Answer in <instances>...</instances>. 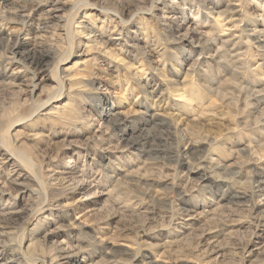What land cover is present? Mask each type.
I'll use <instances>...</instances> for the list:
<instances>
[{
	"label": "rangeland",
	"instance_id": "rangeland-1",
	"mask_svg": "<svg viewBox=\"0 0 264 264\" xmlns=\"http://www.w3.org/2000/svg\"><path fill=\"white\" fill-rule=\"evenodd\" d=\"M0 264H264V0H0Z\"/></svg>",
	"mask_w": 264,
	"mask_h": 264
},
{
	"label": "bare ground",
	"instance_id": "bare-ground-1",
	"mask_svg": "<svg viewBox=\"0 0 264 264\" xmlns=\"http://www.w3.org/2000/svg\"><path fill=\"white\" fill-rule=\"evenodd\" d=\"M60 252H61V255L60 256H62V255H64V253L66 252V251H64L63 249H60ZM67 255V254H66Z\"/></svg>",
	"mask_w": 264,
	"mask_h": 264
}]
</instances>
